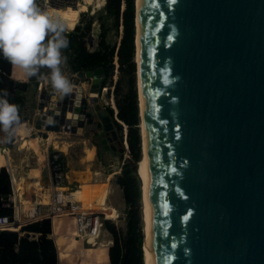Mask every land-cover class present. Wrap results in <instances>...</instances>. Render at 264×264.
<instances>
[{
  "label": "water",
  "instance_id": "95a60500",
  "mask_svg": "<svg viewBox=\"0 0 264 264\" xmlns=\"http://www.w3.org/2000/svg\"><path fill=\"white\" fill-rule=\"evenodd\" d=\"M133 43L135 60V25ZM139 53L153 264H264V0H139ZM102 73L77 71L93 93ZM78 102L80 133L92 117Z\"/></svg>",
  "mask_w": 264,
  "mask_h": 264
},
{
  "label": "trees",
  "instance_id": "16d2710c",
  "mask_svg": "<svg viewBox=\"0 0 264 264\" xmlns=\"http://www.w3.org/2000/svg\"><path fill=\"white\" fill-rule=\"evenodd\" d=\"M105 13L112 16L115 23L121 24L122 31L119 35L118 43L109 45L105 41V34L99 32V46L96 49L88 50L85 47L81 33H77L78 26L70 30L67 35L70 41L68 49L65 50L67 63L71 70L92 69L101 66L103 69V84L112 69V55L114 51L117 56L118 70L124 71L127 75L128 90L122 99H117V117L126 125L127 141V162L123 163L121 172L116 176L117 183L122 187L123 197L128 205L125 210V231L119 235L118 228L108 219L103 220L105 228L110 232L112 243L96 248H107L109 264H144L142 259V231L140 226L139 208L136 200L139 196L137 179L132 176V165L130 161H136L140 156V136L138 123H140L139 109L137 106L136 91L134 89V0H105L103 4ZM119 21V22H118ZM77 28V29H76ZM9 72V62L0 54V80L5 79ZM36 79V78H32ZM25 82L6 79L0 83V90H7L9 102L19 105V115L22 123L26 126L25 117L21 113L20 106L23 104ZM116 93L119 86L116 84ZM15 89L16 92L14 91ZM139 105V104H138ZM116 126L120 125L115 121ZM0 132V140L3 139ZM18 134L10 141L2 142L3 145H11ZM1 143V142H0ZM0 147H5L0 146ZM8 149V148H7ZM117 152V151H116ZM130 160V161H128ZM6 167V166H5ZM7 168V167H6ZM8 170V169H7ZM9 172V171H8ZM10 192V179L4 166L0 167V196H5ZM11 214L10 207L0 206V220ZM52 231L55 234L50 237ZM18 228V227H17ZM59 224L48 218H40L31 221L20 227L22 235L17 230L0 229V264H56V247L59 258V251H68L74 248L77 238L74 231L70 234V239L64 241L63 234L58 231ZM36 234L37 238H32L28 234ZM76 244V243H75ZM56 245V247H55Z\"/></svg>",
  "mask_w": 264,
  "mask_h": 264
},
{
  "label": "rangeland",
  "instance_id": "374dc122",
  "mask_svg": "<svg viewBox=\"0 0 264 264\" xmlns=\"http://www.w3.org/2000/svg\"><path fill=\"white\" fill-rule=\"evenodd\" d=\"M86 1L90 3V4H88L86 10H82V12H80L78 15L77 8L73 7V9L75 11V16L70 17L68 14V18L65 21L68 24L69 31L74 30L75 25H77L78 29L76 28L77 29L76 31L78 34L79 33L82 34L81 38L84 40L85 47L88 50L98 48V46H99L98 41H99V37H100L99 32L101 30L105 34L106 43H108L109 45L115 44V47H116V44L118 43L117 41H118V37H119V31L121 28L120 22L118 21L119 23H115L113 21L112 16H109L105 13V11L103 9L104 0H86ZM64 10H65V8H62V9H59L58 11H52L51 13L54 15H58L60 17L61 13L60 14H58V13L63 12ZM90 11H91V13H90ZM86 43H87V46H86ZM116 66L117 65L113 64V67H112L110 73H108V78L106 79V83L108 85H113V96H114V97H112L113 102L116 98L122 99L128 90V83H127L128 75L124 71L118 70ZM116 84H118V86H119V91L117 93L115 90ZM35 87H36L35 82H30L29 87H28L27 92H26V97H27V100L30 103L31 107L35 105L34 101H32ZM134 89H135V91L137 89L136 71L134 73ZM114 92H115L116 97L114 95ZM117 99H116V101H117ZM136 99H137V92H136ZM105 100L106 101L108 100L110 102V100L107 97H105ZM115 104H116V102H115ZM137 106L139 109L138 100H137ZM138 117H139V115H138ZM117 123L120 125V127L117 126L118 132L123 133L124 126L120 122H117ZM138 124H139L138 129H139V133H140V123H138ZM125 128H127V125L125 126ZM97 129H99V128H97ZM100 133H101V130L98 133H95V135H93L92 139L90 138L91 140H93L94 137L96 138L95 144L97 147H96L94 154H93V149L90 147H87V146H90V142H87V141L85 144V148L83 147L84 146L83 144L79 145L75 141H72V143L68 147V150L65 153V155L67 157V159H65V161L67 162L66 171L68 174L67 182L65 183V185H66L65 188L69 189L71 191L72 199H74V197H76L75 199L78 198V200H80L82 202V205L85 207H88V208L93 207L94 208L95 204H97L99 202H102V204H106V205L112 204V205H115L116 207H119L118 216H116L113 219L112 218H107V219L110 222H112L118 228V231L120 233L119 235H122L124 233V228H125V215H124L123 210L128 205L126 204V202L124 200L122 187L117 183L116 176L120 174L123 163L127 162V159H128L127 151L125 154L123 152V148L121 149V151L118 150V148L119 147L121 148V145H122V140L120 137H118V139H120V140L117 139V140L113 141V144L116 146L117 152H112V151L109 152L107 150V148H104V146L99 141ZM50 135L52 137L53 133L51 132ZM117 135H118V133H117ZM87 136H88V132H85L83 135H81V137L85 138V140H86ZM29 137H36V140L38 139V137L35 135L29 136ZM37 143H36V145H37ZM56 143H58V141H56ZM21 146L22 147H19V150H16L15 148L12 149L11 152H12V154H14L13 155L14 157L24 158V161H25L26 156L33 155L34 152H37V149H34V147H33L34 145L30 146L29 142L27 143V141H23ZM82 147L84 148V150L82 149ZM123 147H124V145H123ZM82 154H84V157ZM140 156H141V143H140ZM140 156H139V158H140ZM137 160H136V162H137ZM24 161L22 163H24ZM128 161H130V160H128ZM134 162L135 161H130L131 165H133ZM27 163L28 164H25L22 168L24 171H27L30 168H32V167H30L29 161H27ZM6 167L10 173V176L11 175L15 176L13 174V168H12L13 165H7ZM30 170L32 171V169H30ZM31 176L36 177L35 174H32V172H30V174L27 175V178L25 177V180H23L22 178H20V179L23 182L24 186L29 185V187H31L32 189L33 188L35 189L38 186V184H31L30 183V180H31L30 177ZM132 176H134L137 179L139 196H140V185H141L140 176L137 174L136 171H134V169L132 171ZM98 180L100 181L99 184H97ZM23 184H21V186H23ZM77 185L83 186L82 192L77 191ZM48 187H49V182L47 184V189H44V188L41 189V187H40L39 190H40V192H43V193L45 192V196H47ZM23 189H25V188L24 187L20 188L21 192L23 191ZM28 194H26V196ZM18 197L22 199L21 194H18ZM114 202L117 204H115ZM136 202L138 205L137 207L139 208V217H140V226H141L140 228L142 230V215H141L142 209H141L140 197H138ZM96 209H98V208H96ZM69 216L70 215L66 214L64 217L67 218ZM66 218L64 219L65 221L67 220ZM98 219L102 220V216L98 215ZM73 226H74V224H73ZM66 227H67V229L64 228V231L62 233L68 234L70 236V234L73 231H75L74 227H72V222L70 221V219H68V222H66ZM98 238H101V239L109 238L112 241L111 234L105 228L104 224H102V226H101V231L99 233ZM75 243H74V248L71 249L72 251L70 253L81 251V253H83V256H85V258H83L85 264H104L105 261L107 260V248L93 247L92 246V244H93L92 240H89L86 242V240H82V238H80L78 236ZM110 244H107L106 247H108V245H110ZM81 247H83V248H81ZM142 251H143V241H142ZM66 254H67V252L65 253V256H66ZM142 255H143V252H142Z\"/></svg>",
  "mask_w": 264,
  "mask_h": 264
},
{
  "label": "built area",
  "instance_id": "2783aa9c",
  "mask_svg": "<svg viewBox=\"0 0 264 264\" xmlns=\"http://www.w3.org/2000/svg\"><path fill=\"white\" fill-rule=\"evenodd\" d=\"M79 1L84 0H38V3L40 4L42 9L48 10L50 6H64L67 4L76 5ZM111 62L112 64L118 66L115 51L112 55ZM64 71L67 74L68 78L72 81L75 88L73 93L67 96L66 108L62 114L63 121L58 120V117H60L61 115L62 99L58 94L53 93V89L51 88L50 83L43 80H39L36 85L37 91L34 99L35 105L33 106V108L30 111H28V108H26L23 110V112H21L25 117L26 124L30 121L32 123L33 132L39 133L40 138L47 142L46 145L48 146V148L46 150L45 159L49 182L47 196H44V198H42L41 200L35 199L33 202L30 201V199L16 200L14 193L15 191L12 185V177L9 176L10 192L5 196H0V206L10 207L11 214L0 220V229L20 230L22 224L24 225L31 221L45 217L50 219V224L52 225L54 217L67 214L72 216L76 234L80 238H82V240H87L88 234L93 233L94 231H96L97 227L99 228L102 226L103 220L105 219L104 214L103 212L99 213L98 209L96 208H88L83 206L82 202L78 199H72L71 191L65 188V183L67 182V174L64 152L54 146L56 137H51L50 134L52 132L53 135L62 136L64 134L63 132L77 133L75 131H71V127L75 126L78 118H85L82 112L78 111V113H75V108L77 109L80 107L79 102L75 103V101L81 99L85 100V109L90 111L92 117V122L85 123L87 128H99L96 125V122L99 121V118L96 115L94 107L95 103H98L101 109L111 116V120L113 121V123H115V121L120 122L124 126L123 133L118 132V130L117 132L118 136L122 140V147L124 145L123 152L125 154L127 151L125 128L126 125L121 119L117 117V98L114 100V102L112 98L114 97L113 85H108L106 83V80L103 84H101L103 73L100 78L98 90L97 92L93 93L89 91L92 79L91 76L79 77L77 75L78 70H71L68 63H66V65L64 66ZM92 95L97 97L96 102H92L89 100V97ZM105 97H107L110 102L108 100L106 101ZM50 102H53L52 108L49 105ZM68 108L71 109L68 110ZM49 109H53V112L58 111L56 112L58 113L57 115L55 114V112L50 115V118L54 120V123L57 126L55 130L48 129L45 126L49 121V119H47ZM67 111H72L73 117H68L67 115H65ZM36 119L42 120V123H39L40 127H36ZM49 124L53 125V123ZM114 126L116 127V129L118 128L116 124H114ZM84 127L83 129H85ZM87 128L85 130H87ZM83 129L81 132H83ZM98 215L102 216V220L98 219ZM16 227H18V229H15Z\"/></svg>",
  "mask_w": 264,
  "mask_h": 264
},
{
  "label": "clouds",
  "instance_id": "9594fccd",
  "mask_svg": "<svg viewBox=\"0 0 264 264\" xmlns=\"http://www.w3.org/2000/svg\"><path fill=\"white\" fill-rule=\"evenodd\" d=\"M68 32L67 22L42 9L38 0H0V54L25 78L49 82L61 99L74 91L64 71ZM8 96L7 90H0V142L30 131L21 121L19 105L10 103Z\"/></svg>",
  "mask_w": 264,
  "mask_h": 264
},
{
  "label": "crops",
  "instance_id": "0c3cea01",
  "mask_svg": "<svg viewBox=\"0 0 264 264\" xmlns=\"http://www.w3.org/2000/svg\"><path fill=\"white\" fill-rule=\"evenodd\" d=\"M120 27H121V24H120ZM121 31H122V27L120 28L119 35H120ZM118 40H119V37H118ZM44 71H47V70L45 69ZM6 75L7 76L5 77V79L2 80V78H1L0 83H4L6 79H13V80L25 82L27 84L25 90L20 92L23 95V98H24L23 99V104H22V106H20V109H21V112H23V110L26 109V108H28V111H30L33 108V106L31 107L30 103L28 102L27 97H26V92H27V89L29 87V83L30 82H35V86H36L39 80L32 79V78L31 79L25 78V76L23 75L22 71L20 69L16 68V67H14L10 63H9V72ZM16 90L17 89H15L14 91L16 92ZM36 91H37V88L35 87L32 101H34V99H35ZM26 127L30 129L29 132H27V133H25V132L18 133V137L16 138V140L9 146L4 144L8 149L5 148V147H0V167L1 166L5 167L7 165H13V167H12L13 168V174L15 176L11 175V177H12L13 181L16 184V187H17L16 190L20 193L21 192L20 188L24 187L25 189H23V191L20 193L21 196H22V199H25V200L26 199H30V201L33 202L35 199L36 200H41L45 196V193L40 192V190H39L40 187H41V189L42 188L47 189L48 170H47L45 159H46V150H47L48 146L46 145L47 142H45L43 139L40 138L39 133L33 132L32 123L30 121H29V123L26 124ZM84 128L86 129L87 126L85 125ZM85 129H83V132H81V133H67V132H63L64 134L62 136L53 135L52 137H56L55 141H54V146L59 148L60 150H62L64 152V155H65V153L67 152L68 147L70 146L72 141H75L79 145L83 144L84 148H85V144H86V141H87V142H90V146H87V147L92 148L93 149V154H94V152L96 150V147H97L96 144H95L96 143V140H95L96 138L94 137L93 140H91V139H92L93 135H95V133H98L100 130H101V133H100L99 137L100 138L104 137L103 131H102V129L100 127H99V129H97V128L95 129V127H91V128L89 127V128H87L88 131L85 130ZM85 132H88V136L86 137V140H85V138L81 137V135H83ZM32 135L37 136L38 139L36 140V137H29V136H32ZM32 140L35 141V143H34L35 145L33 147H34V149H37V152H34L33 155L26 156L25 157V161H24V158H16V157L13 156L14 154H12V152H11L12 149L15 148L16 150H19V147H22L21 144H22L23 141H27V143H28L29 141H32ZM56 141H58V143H56ZM36 143H37V145H36ZM4 145H3L2 142L0 143V146H4ZM83 147H82V149L84 150ZM107 150L109 152L110 151L116 152L115 149H112V148H109V147H108ZM84 154H82L83 157H84ZM65 159H67L66 155H65ZM23 161H24V163H22ZM27 161H29L30 167H32L30 169H32V171L30 169L27 170V171H24L22 169L25 164H28ZM65 163H66V167H67V162L65 161ZM5 169H6L7 173H8V175L10 176V173L8 172L6 167H5ZM30 172H32V174L36 175V177L35 176H31V179L35 178V181L37 180L36 181L37 183L36 182L32 183L31 180H30L31 184H38V186L35 189L34 188L32 189L31 187H29V185L28 186H24L23 182L20 179V178H22L23 180H25V177L27 178V175H29ZM66 174H67V171H66ZM67 176H68V174H67ZM9 179H10V177H9ZM98 182H99V180H98ZM21 184H23V186H21ZM77 187H78V185H77ZM26 194H28V195L26 196ZM15 199L16 200H19V199L22 200L21 198H18V197L15 198ZM115 204H117V203H115ZM94 208H98L99 213L103 212L104 217H106V218H112L113 219L119 214V212H118L119 211V207H116L115 205H112V204L106 205V204H102V202H99V203L95 204ZM126 208L127 207H125L124 210H123L124 211V215H125ZM64 216L65 215L54 217V222L56 224L58 222V224H59L58 231H59V233L63 234L64 241L67 242V240L69 241L70 236L68 234H64L62 232L64 231V228L67 229L66 222H68V219H70V221L72 222V227H74V226H73L72 216L70 215L67 218L64 217ZM65 218L67 219L66 221L64 220ZM15 229H18V228L16 227ZM17 231H19V230H17ZM100 231H101V227H99V228L97 227L96 231H94L93 233L88 234L86 242L89 241V240H92L93 241V244H92L93 247L106 246L107 244H110L112 242L111 239H109V238H106V239L98 238V235H99ZM124 231H125V228H124ZM19 234L22 235L23 232L19 231ZM28 235L30 237H32V238H37L36 234L34 236H32L31 232ZM54 235L55 234L53 233L52 226H51L50 237L53 239V241H54V238H53ZM54 243H55V241H54ZM55 247H56V245H55ZM81 248H83V247H81ZM71 251L72 250H68L67 254L65 256L66 251L60 250L59 251V258H58L57 247H56V264H85L84 259H83V258H85V256H83V253H81V251L80 252L70 253ZM104 264H109L108 256H107V260L105 261Z\"/></svg>",
  "mask_w": 264,
  "mask_h": 264
},
{
  "label": "bare ground",
  "instance_id": "6f19581e",
  "mask_svg": "<svg viewBox=\"0 0 264 264\" xmlns=\"http://www.w3.org/2000/svg\"><path fill=\"white\" fill-rule=\"evenodd\" d=\"M104 2H105V0H104ZM88 4H90V3L87 2L86 0H84V1H79L76 5L67 4V5H64V6H50L47 11H49L51 13L52 11H58L59 9L65 8V10L63 12H59L58 14L61 13L60 17L63 20H66L68 18V14H69L70 17H74L75 16V11H74L73 7L77 8L78 15H79L80 11L86 10ZM134 5H135L134 25H135V47H136V54H135V64H136V66H135V71H136V84H137V94H138V104H139V117H140V137H141V156L137 160L136 164L138 166V172H139V175L141 177L140 200H141V209H142L141 210L142 228H143V235H144V238H143V255L142 256H143L144 264H153V260H152L151 215H150V212H151V199H150V189H149V179H148V169H147L146 137H145V121H144V104H143L140 53H139V0H134ZM90 13H91V11H90ZM74 88H75V86H74ZM70 109L71 108H68V110H70ZM65 115H67L68 117H73L72 111H67V113ZM34 143H35V141H33V140L29 141V145L30 146L35 145ZM36 181H35V178L31 179L32 183H35ZM12 183H13L12 185H13V188H14V191H15V198H17L18 194H20V193L16 190L17 187H16V184L13 181V179H12ZM99 183H100V181L97 182V184H99ZM81 185H79L77 187V191H79V192L83 191V186H81ZM74 235L78 237V235L76 234V231H74Z\"/></svg>",
  "mask_w": 264,
  "mask_h": 264
},
{
  "label": "flooded vegetation",
  "instance_id": "af4514ba",
  "mask_svg": "<svg viewBox=\"0 0 264 264\" xmlns=\"http://www.w3.org/2000/svg\"><path fill=\"white\" fill-rule=\"evenodd\" d=\"M102 131H103V130H102ZM115 131H116V135H117V133H118V132H117V129H115ZM118 137H119V136L117 135V136H116V138H115V139H113V141H114V140H117V139H118ZM99 141H100V143L102 144V142H101V138H99ZM113 141H112V142H113ZM102 145H103V144H102ZM115 150H117V149H115Z\"/></svg>",
  "mask_w": 264,
  "mask_h": 264
}]
</instances>
